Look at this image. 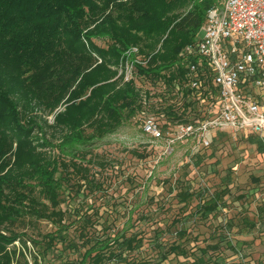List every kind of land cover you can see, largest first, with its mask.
<instances>
[{
    "label": "trees",
    "instance_id": "16d2710c",
    "mask_svg": "<svg viewBox=\"0 0 264 264\" xmlns=\"http://www.w3.org/2000/svg\"><path fill=\"white\" fill-rule=\"evenodd\" d=\"M218 2L0 0V264H11L7 249L13 241L24 242L22 233L13 232L12 227L25 216L57 226L54 233L43 237L44 258L57 255V241L66 242L68 224L60 208L64 175L60 165L65 161L61 162L52 151L74 155L75 146L86 141L85 127L93 136L102 137L126 119L133 117L136 122L141 108L139 91L133 81L121 83L120 78H114V67L122 52L137 46L147 58L145 65H136L138 76L171 86L175 78L182 76L180 50L193 40L207 10ZM95 40H104L105 44L98 45ZM62 101L63 110L54 113ZM166 109L171 118L185 119L184 113L177 114L172 106ZM52 113L53 123L49 125L44 116ZM45 126L64 131L60 143L44 138ZM247 138L264 152L262 139L253 134ZM202 151L192 157L193 163L201 161ZM175 182L180 202L204 195V190L193 189L186 179ZM228 191L224 187L216 200L196 204L194 215L200 214L203 219L213 212L217 200L222 203ZM81 220L92 223L89 216ZM105 220L100 216L97 222L105 224ZM259 226L264 229L262 204L257 207L256 219L242 216L236 221L227 220L216 235L218 240L198 246L201 253L192 261L176 264H225V255L217 252L220 245L227 243L238 252L240 244L229 241V232L236 227L237 234L251 233ZM84 228L78 235L85 237L80 246L73 241L66 245L74 250L84 248L81 262L86 264H162L168 254L186 256L183 243L174 241L158 260L134 259L132 253L142 246L136 233L102 238L88 236ZM184 231L179 229L177 233L183 236ZM26 241L38 243L34 238Z\"/></svg>",
    "mask_w": 264,
    "mask_h": 264
},
{
    "label": "rangeland",
    "instance_id": "374dc122",
    "mask_svg": "<svg viewBox=\"0 0 264 264\" xmlns=\"http://www.w3.org/2000/svg\"><path fill=\"white\" fill-rule=\"evenodd\" d=\"M222 2L219 0L217 5ZM95 42L105 44L104 40ZM135 77L136 83L145 89L156 92L162 89L159 83ZM63 101L54 113L63 110ZM44 118L49 125L53 123V113ZM43 130L44 138L51 143L62 140L64 131L48 126ZM84 134L86 141L75 146L74 155H65L58 149L52 151L61 162L65 161V165H60L64 173L60 208L68 224L66 242L57 241V255L44 258L46 239L43 237L54 233L57 226L25 216L12 227L13 232L22 233L24 242L15 240L7 249L11 264H86L81 262L84 248L74 250L66 245L71 241L81 245L85 237L78 235L83 226L84 233L92 237L136 233L142 239V246L132 253L134 259L158 260L172 242H181L186 256L168 254L162 264L190 262L200 255L198 246L218 240L216 235L221 233L227 220L236 221L242 216L256 219L257 207L264 203V152H259L256 143L240 134H216L212 145L203 149L198 164L189 157L188 142L177 143L170 154L160 156L156 162L159 148L155 151L133 117L102 137L93 136L89 127H85ZM178 178L188 180L193 189L204 190V195L180 202L176 196ZM224 187L229 191L222 203L217 200L213 212L203 219L200 214L194 215L196 204L216 200ZM80 215L89 216L92 223L85 224L82 218L78 219ZM100 216L101 220L106 218L105 224L97 222ZM179 229H185L183 236L177 233ZM235 231L236 227L227 237L232 244L240 242L239 251L235 252L227 243L221 244L217 251L225 255V264H258V261L264 264V229L259 226L244 234ZM26 238H34L38 243L33 245Z\"/></svg>",
    "mask_w": 264,
    "mask_h": 264
},
{
    "label": "built area",
    "instance_id": "2783aa9c",
    "mask_svg": "<svg viewBox=\"0 0 264 264\" xmlns=\"http://www.w3.org/2000/svg\"><path fill=\"white\" fill-rule=\"evenodd\" d=\"M183 67L160 91L136 83L147 58L125 49L114 67L122 83L139 91L136 123L160 156L189 143V157L209 148L216 134H264V0H223L206 12L200 33L179 52ZM101 60L99 59V62ZM167 106L185 119H173Z\"/></svg>",
    "mask_w": 264,
    "mask_h": 264
},
{
    "label": "crops",
    "instance_id": "0c3cea01",
    "mask_svg": "<svg viewBox=\"0 0 264 264\" xmlns=\"http://www.w3.org/2000/svg\"><path fill=\"white\" fill-rule=\"evenodd\" d=\"M221 134V133H220ZM254 135V134H253ZM254 136H258L260 139H262L263 141H264V134H262V135H254ZM248 137V136H247ZM246 137V138H247ZM248 139V138H247ZM261 205V204H260ZM263 205V207H264V203L262 204Z\"/></svg>",
    "mask_w": 264,
    "mask_h": 264
}]
</instances>
